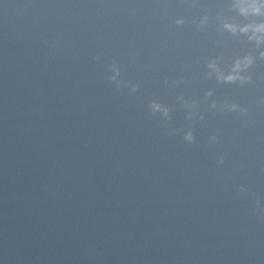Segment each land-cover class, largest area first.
<instances>
[{"label": "clouds", "instance_id": "clouds-1", "mask_svg": "<svg viewBox=\"0 0 264 264\" xmlns=\"http://www.w3.org/2000/svg\"><path fill=\"white\" fill-rule=\"evenodd\" d=\"M233 12L239 17L236 20L232 17H225L224 12ZM218 22L217 32H224L230 34L231 37L239 38L245 37L247 42L254 46V48L243 55H238L231 60H225L222 55H217L214 58L209 59L205 67L207 69L205 73L206 79H215L219 84H235L240 87L252 83V68L256 65L257 61L264 62V0H231V3L226 6L224 11L217 12L214 17ZM211 18L209 15H202L198 20L193 19L192 24L197 30L206 28L210 23ZM177 26H183L185 21L183 19H177L175 21ZM217 43H226L217 41ZM107 71L111 73L108 76V82L112 84L116 89L121 87H127L131 93H136L139 90V84L133 82H127L120 79L122 76V69L118 62L113 61L107 65ZM167 84L168 81H165ZM172 86H175L182 81H172ZM212 90L205 92L204 96L207 100L213 97ZM177 100L189 111L186 114L185 119L203 121L205 119L204 113L199 111V103L195 99H185L183 96L177 97ZM258 104H264V97H261L257 102ZM150 112L155 115L159 113L165 121L171 119L170 109L167 105L159 103L157 101H151L148 104ZM208 110H218L221 113H238L241 117L248 116L249 108L241 106L240 104L228 100L218 101L211 99L208 104ZM183 139L189 143H195L194 130L189 128L184 132ZM209 140L213 143H219L217 135H212ZM217 163L223 164V156L217 157ZM241 195L250 194L249 189L241 185L239 188ZM256 214L264 217V201L261 198H257L255 201Z\"/></svg>", "mask_w": 264, "mask_h": 264}]
</instances>
